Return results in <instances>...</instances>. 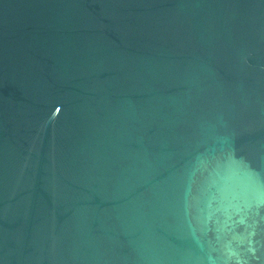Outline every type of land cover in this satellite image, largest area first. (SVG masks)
I'll list each match as a JSON object with an SVG mask.
<instances>
[{
  "label": "water",
  "instance_id": "water-1",
  "mask_svg": "<svg viewBox=\"0 0 264 264\" xmlns=\"http://www.w3.org/2000/svg\"><path fill=\"white\" fill-rule=\"evenodd\" d=\"M0 264H264V0H0Z\"/></svg>",
  "mask_w": 264,
  "mask_h": 264
}]
</instances>
